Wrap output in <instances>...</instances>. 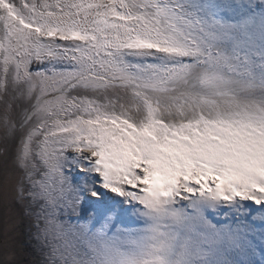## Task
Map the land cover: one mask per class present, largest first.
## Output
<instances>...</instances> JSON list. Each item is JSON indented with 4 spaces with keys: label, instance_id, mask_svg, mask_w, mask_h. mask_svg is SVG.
I'll return each mask as SVG.
<instances>
[{
    "label": "snow or ice",
    "instance_id": "1",
    "mask_svg": "<svg viewBox=\"0 0 264 264\" xmlns=\"http://www.w3.org/2000/svg\"><path fill=\"white\" fill-rule=\"evenodd\" d=\"M30 241L264 264V0H0V264Z\"/></svg>",
    "mask_w": 264,
    "mask_h": 264
},
{
    "label": "rangeland",
    "instance_id": "2",
    "mask_svg": "<svg viewBox=\"0 0 264 264\" xmlns=\"http://www.w3.org/2000/svg\"><path fill=\"white\" fill-rule=\"evenodd\" d=\"M27 230V223L24 222L20 225V231L23 235ZM26 239V237H25ZM35 241H30L28 243L22 242V255L20 257L22 264H36L40 259V256L36 249L34 248Z\"/></svg>",
    "mask_w": 264,
    "mask_h": 264
}]
</instances>
